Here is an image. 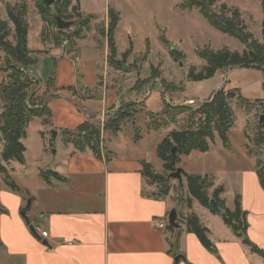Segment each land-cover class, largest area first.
<instances>
[{"label": "crops", "instance_id": "obj_1", "mask_svg": "<svg viewBox=\"0 0 264 264\" xmlns=\"http://www.w3.org/2000/svg\"><path fill=\"white\" fill-rule=\"evenodd\" d=\"M74 6L81 14L83 0H71L70 8ZM102 22L107 26L105 12ZM84 37L80 32L79 38H72L71 45L84 43ZM27 42L33 65L26 73L38 83L39 95L45 93L46 83L54 80L44 98L50 117L43 128L50 134L55 131V137L62 142L61 147L48 155L44 131L39 139L37 160L46 163V170L37 168L20 176L19 172L14 173L29 198L32 212H25L28 222L17 215L23 204L18 194L0 195V206L8 212L0 215V264H264V189L257 175V162L249 167L251 170L240 171L237 184L230 190L221 184L219 173L214 175L213 182L215 187L229 191L220 198L230 211L234 209V197L239 196L241 210L246 214L247 236L262 254L243 245L220 217L194 200L189 212L207 229L213 250L205 248L184 225L168 229L165 218L169 205L159 195L145 190L148 185L142 163L152 167L147 154H135L138 142L128 149L118 144L122 127L117 133L104 128L115 109L130 99L126 85L111 80L116 74L106 68L105 39L101 65L94 61V67L83 64L80 70L70 61L75 55L70 48L59 55L54 45L49 44L53 43L49 38L42 43V50L29 48V35ZM92 44L90 53L96 50V40ZM47 54L54 63L49 72H44L41 56ZM80 56L81 50L75 56L77 63ZM37 61L39 70L35 69ZM84 124L101 131L100 158L87 146L79 150L74 143L65 141L66 132L74 133ZM24 147L26 154L28 149ZM129 150L131 154L127 153ZM225 150L232 153L231 149ZM223 158L227 159L225 155ZM242 158L247 159L245 154ZM157 223H164L166 231L155 227ZM43 232L47 237L41 236Z\"/></svg>", "mask_w": 264, "mask_h": 264}, {"label": "rangeland", "instance_id": "obj_2", "mask_svg": "<svg viewBox=\"0 0 264 264\" xmlns=\"http://www.w3.org/2000/svg\"><path fill=\"white\" fill-rule=\"evenodd\" d=\"M182 1L95 0L94 2V0H83L81 17H78V14L73 12L72 8H68L66 11L63 8L61 9L66 17L72 16V21L75 22L63 36H66L65 41L68 43L65 49L70 48L71 52L75 53L70 61L76 70H80L83 64L84 66L94 67V61H98L101 65L104 48L102 42H104V39L107 46V40L102 34V29L107 28L102 22L104 12L107 15V10L110 8L119 13L120 20L114 38L117 50L115 61L121 62V65L116 69L107 63V47L104 58L106 68L115 71L116 74L111 80L115 82L119 80L124 86L126 85L129 92L128 97L130 99L121 103L115 109V113L124 109V113L134 111L135 114H132L130 118L121 123L120 127L122 128L118 144L121 146L126 145L128 149L131 148L133 142L135 144L138 142V147L134 148L135 154H147V158L151 161L155 170L154 172L166 179L161 184L154 185L149 184L146 180L148 185L145 188L146 192L159 196L161 194L163 200L169 205L170 211L172 209L176 210L178 215L177 224L185 226L184 218L194 215L189 212L194 201L192 200L190 207L187 204L188 199H190L187 192V176L203 177L207 175L212 184L208 189V195L212 196V193L219 188L215 187L213 182L215 174L218 175L219 173V179L223 180L221 184L230 190L237 184L241 170H251L249 167H253L256 162L257 166L259 165L264 169V137L259 142L260 131L258 129L259 120L264 111V70L238 67L226 68L218 70L212 78L207 80L198 82L189 80L187 75L190 68H194L195 73H199L207 67L206 62L198 56L199 51L203 49H210L213 52L228 50L242 54L246 51V46L237 39L217 31L206 21L198 9L180 11L177 6ZM21 2L26 4L25 20L30 27L28 31L29 48L42 50V43L49 38L51 41L53 40V43L49 42V44L54 45L57 50L58 48L55 45L56 29L47 25L41 19L31 0H0V20L7 23L10 31L6 40L13 45L16 44L14 25L9 21L7 12L8 8L13 9ZM221 5H225L229 11L237 10L245 26V32L250 33L255 41L264 45V35L262 33L264 13L261 9L260 0H217L213 10L220 13ZM74 7L76 8V6ZM86 20L88 21L86 28H79L82 21L85 22ZM79 29H82L81 32L84 34L86 41L71 45L72 38L76 37L75 32ZM162 39H165L169 46L165 45ZM94 40H96V50L90 53ZM146 46H148V50ZM171 49L176 51L177 59L171 57ZM80 50L82 56H80V61L77 63L75 56ZM127 51L130 53L127 59L123 61L122 55ZM41 59L45 69L44 72H49L54 63L53 57L47 54L42 55ZM6 62V54L0 49V85L7 81L9 75ZM35 69L39 70V61H37ZM121 79L123 80L121 81ZM221 89L226 92L237 90L234 93V98L229 103L234 123L228 132L232 153L223 148L217 132L214 131V141L208 142L209 151H193L188 156L178 157L176 152L177 163L171 172L182 169L184 174L181 183L178 180L169 178L171 172L164 170L163 163L157 156L158 145L170 132L185 129L188 126L187 120L192 115V118H195L193 111L196 112L201 105L208 102ZM37 93L39 94V90ZM241 96L250 101L249 108H245V105L241 103ZM138 101L141 102L137 104ZM132 104H134L133 108L129 107ZM165 105L171 108L184 106L186 111L183 114L172 112L175 123L166 128L158 131L148 129V113L158 115L163 111ZM2 106L3 103L0 99V113ZM196 118L198 119V116ZM197 119H195L196 122ZM132 122L135 123L134 126H132ZM43 127L41 119H33L28 124L27 138L22 140V143L28 149V152L24 153L25 166L17 162L5 163L2 160L4 143L0 140V165L6 169L5 172L0 171V195L8 194L15 197H17L16 194L19 195L18 197L23 200L21 211H16L19 217H21V213L27 210L32 212V209L29 206L27 192L18 184L20 179L14 177V173L19 172L20 176L21 173L33 172L37 168L42 171L46 170L44 167L46 163L37 160L40 149L39 139L44 131L47 136L45 146L48 155L61 147V138H53V134H50L46 130L47 128ZM139 137L142 142H139ZM108 138L109 136H107ZM50 148L51 150H49ZM127 153L131 154V150ZM244 154L247 159L242 158ZM224 155L227 158L225 161H223ZM13 185L16 186L15 190L12 188ZM220 187L224 189L222 186ZM228 190L223 191V194L227 195ZM164 192H166L168 198L163 196ZM237 196L234 197V202ZM227 203L232 204L228 200ZM226 208L229 209L228 206ZM2 214H8V212L0 206V215ZM217 216L221 218V216ZM165 224L169 226L168 216L165 218Z\"/></svg>", "mask_w": 264, "mask_h": 264}, {"label": "trees", "instance_id": "obj_3", "mask_svg": "<svg viewBox=\"0 0 264 264\" xmlns=\"http://www.w3.org/2000/svg\"><path fill=\"white\" fill-rule=\"evenodd\" d=\"M35 9L38 11L41 19L51 27L56 29L57 36L55 38V45L57 48L65 41L66 36H63L67 30L60 31L56 27V17H61L63 20H68L74 25L73 17H66L64 11L71 7V0H54V4L50 7L44 5L42 0H31ZM217 4V0H183L177 8L180 11H188L194 8L198 9L200 14L206 21L222 34L229 35L237 39L241 44L246 46V51L242 54L233 53L228 50L213 52L210 49H203L199 51L198 56L203 59L207 67L201 72L195 73L194 68H190L188 72V79L191 81H203L210 79L218 70L226 68H252L264 70V45L259 44L254 40L252 35L245 32V26L242 22L240 13L237 10H227L225 5L220 6V13H216L213 7ZM261 9L264 13V0H260ZM73 12L81 17L77 8L72 7ZM229 12V13H228ZM8 19L14 25L15 42L13 45L7 41L9 36V29L7 23L0 20V49L6 54V66L9 71L7 81L0 85V99L3 103L2 111L0 113V140L3 141L4 147L2 150V160L5 163L17 162L24 163L25 147L22 140L26 138V131L28 124L33 119H42L44 125L49 124L48 118L50 113L45 107L44 98L48 94L54 84V80L50 79L46 83V91L43 95H39L38 83L34 82L26 73V69L33 65V60L30 58L31 52L28 49V31L29 24L25 20L26 4L21 2L17 7L8 8ZM227 14H229L227 16ZM108 24L106 29H102V34L107 40V63L116 69L121 65V62L115 61L117 50L115 44V31L119 23V14L114 10L108 8L107 10ZM87 22V23H86ZM79 26L86 28L88 21H82ZM79 29L75 32L77 38L80 37ZM262 33L264 35V23L262 26ZM62 36V37H61ZM64 39V40H63ZM165 45L169 43L162 39ZM148 50V46H146ZM129 51L122 55L125 61L129 55ZM170 55L172 58L178 57L176 51L171 49ZM34 87V89H32ZM233 91H224L223 89L215 93L210 100L196 110L195 118L193 115L187 120L188 126L183 130L172 131L162 140L157 148V156L163 163V168L167 172L173 170L171 163L173 158L171 150L175 147L178 156H188L193 151L207 152L209 151V141H214V131L217 132L221 140L223 148L230 150L231 145L228 138V132L233 127V114L229 106L230 101L234 98ZM241 103L245 108H249L250 101L240 97ZM134 104L129 105L133 108ZM176 108V109H174ZM171 108L165 105L163 111L154 115L148 113V129L158 131L166 128L170 124H174V117L172 112L183 114L186 110L184 106ZM124 109L117 111V115H113L105 124V130L112 133H117L120 130L121 123L130 118L131 113H124ZM264 110V109H263ZM198 116V119L196 118ZM264 116V111H263ZM197 119V122L195 121ZM260 131V141L264 137V120L258 126ZM65 141L74 143V145L82 150L86 146L90 148L93 154L100 158V143L101 131L84 124L78 127L74 133H65ZM175 157V164L177 163ZM259 164V163H258ZM143 176L147 178L151 185L161 184L166 179L160 174H156L152 167L148 164L142 163ZM0 171L5 172L6 169L0 165ZM257 175L264 189V169L258 165ZM44 177L45 174H42ZM56 176V175H54ZM212 186L210 179L205 176H187V192L190 196L187 204L190 207L192 200L196 201L201 207L207 209L213 215L221 216L223 223L229 227L235 236L241 240V243L251 249L252 252L262 254V252L251 243L247 236V222L246 214L241 210L239 203V196L235 199L234 210L230 211L225 207V203L220 199L223 189L220 187L216 189L212 196L208 195V189ZM12 188L15 190L16 186ZM162 195L160 194L159 197ZM166 196V192L163 193ZM214 201V204L211 203ZM26 212V211H25ZM186 230L194 234L200 243L207 249L213 250L211 243L207 239V229L204 228L195 215H190L184 218ZM168 229H173L168 226Z\"/></svg>", "mask_w": 264, "mask_h": 264}, {"label": "water", "instance_id": "obj_4", "mask_svg": "<svg viewBox=\"0 0 264 264\" xmlns=\"http://www.w3.org/2000/svg\"><path fill=\"white\" fill-rule=\"evenodd\" d=\"M42 1H43L44 5H46L47 7H50L54 4V0H42ZM55 21H56V27L60 31L69 30L72 27V22L65 21L61 17H56ZM263 120H264V116H261L260 120H259V125L262 123ZM52 134H53V137L55 138L56 132L52 131ZM176 152H177V149L174 147L171 150V156L173 158V161L171 163L172 168L175 166ZM183 174H184V172L182 169H176L175 171L170 173L169 178H173L175 180H178L179 183H181V179H182ZM211 203L214 204V201H211ZM21 217H23L26 220V222H28L25 212L21 213ZM177 218H178V215H177L176 210L172 209L170 211V213L168 214V224L170 227H172V228H178L179 227V225L177 224ZM29 230L31 231V233L33 235L36 236V231L32 226L29 227ZM42 243L44 246H48L45 241H43ZM179 259H180L179 257L176 258L175 263H177L179 261Z\"/></svg>", "mask_w": 264, "mask_h": 264}, {"label": "built area", "instance_id": "obj_5", "mask_svg": "<svg viewBox=\"0 0 264 264\" xmlns=\"http://www.w3.org/2000/svg\"><path fill=\"white\" fill-rule=\"evenodd\" d=\"M67 46H68V43L66 41H64L61 44V46L57 49L58 50V54L59 55H62L63 52H64V50H65V48ZM154 226L157 227V228H159V229H161V230H163V231H166V229H167V226L164 223H157V224H154ZM41 236L42 237H47V233L43 232V233H41Z\"/></svg>", "mask_w": 264, "mask_h": 264}]
</instances>
